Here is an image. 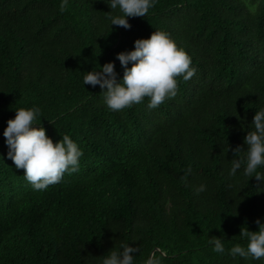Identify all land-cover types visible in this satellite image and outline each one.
I'll return each mask as SVG.
<instances>
[{
	"label": "trees",
	"instance_id": "1",
	"mask_svg": "<svg viewBox=\"0 0 264 264\" xmlns=\"http://www.w3.org/2000/svg\"><path fill=\"white\" fill-rule=\"evenodd\" d=\"M60 4L0 0V264H101L122 243L140 249L134 264L155 249L162 264H264L227 252L246 247L242 228L264 223V182L229 175L264 107V0H156L128 30L111 27L119 9L104 0ZM155 30L185 50L195 75L177 77L175 97L155 109L144 98L109 110L82 74L113 63L122 80L115 57ZM33 106L54 144L66 134L83 153L78 171L42 191L7 158L3 136L14 110Z\"/></svg>",
	"mask_w": 264,
	"mask_h": 264
},
{
	"label": "clouds",
	"instance_id": "2",
	"mask_svg": "<svg viewBox=\"0 0 264 264\" xmlns=\"http://www.w3.org/2000/svg\"><path fill=\"white\" fill-rule=\"evenodd\" d=\"M67 0H61L63 10ZM111 10L119 9V15L108 13L107 19L113 25L130 29L129 17H145L156 4V0H104ZM116 60L124 69L123 79L118 81L113 63H106L99 69L82 74L83 85L99 87L102 90L103 102L111 111H121L140 104L148 98L147 107L155 109L166 99L176 95L177 77L184 81L191 79L196 69L190 67L191 57L183 48L177 46L167 32L155 30L148 39H138L134 42V50L117 54ZM132 64L131 68L128 67ZM14 119L7 121L3 132L5 144L8 147L7 158L17 169L24 170V179L33 190L42 191L48 186L61 181L65 173L78 171L79 158L82 151L69 135H63L55 144L46 136L41 124L36 123L40 116V108H16ZM54 122V121H49ZM244 143L247 151L234 149L235 158L230 161L229 175L236 176L242 169V175L264 182V174L257 171L264 167V107L255 111L251 130L247 132ZM243 152V157L238 154ZM191 173V167L185 170V175ZM205 185L197 188V193L204 192ZM257 232L241 229L240 237L246 239V247L235 244L227 250L232 257L239 256L253 260L264 259V223L256 221ZM212 251L224 254L225 248L221 238L208 239ZM140 251L121 244L119 249L108 253L101 259V264H134L132 254ZM166 253L155 249L149 253L143 264H162Z\"/></svg>",
	"mask_w": 264,
	"mask_h": 264
}]
</instances>
